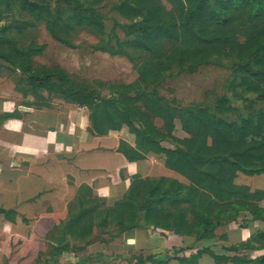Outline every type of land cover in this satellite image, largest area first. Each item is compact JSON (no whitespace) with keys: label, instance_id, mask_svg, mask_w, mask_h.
I'll return each instance as SVG.
<instances>
[{"label":"trees","instance_id":"16d2710c","mask_svg":"<svg viewBox=\"0 0 264 264\" xmlns=\"http://www.w3.org/2000/svg\"><path fill=\"white\" fill-rule=\"evenodd\" d=\"M7 1L15 4L16 0ZM102 1L58 0L54 11L33 4L28 16L8 25L5 31L24 34L42 23L53 38L69 47H73L70 38L74 32L84 29L97 34L101 37L97 44L100 49L133 60L142 57L137 64L138 80L126 84L125 90L115 87L112 96H101L89 90L88 85L74 81L59 65L36 67L31 59L34 44L22 46L9 33L0 35V46H6L5 51L0 50V57L11 61L12 71L15 67L23 71L20 80L26 82L27 78L30 86L26 96L37 97L45 90L63 95L68 103L87 107L89 129L94 134L128 127L137 146L120 147L129 160L143 159L150 152L163 155L165 165L187 182L168 176L138 175L124 197L113 205H107L103 198L82 186L76 199L69 203L66 217L46 235L53 249L50 256L76 252L95 241L111 242L115 234L123 236L139 227L172 231L186 242L193 240L181 249L195 248L199 240L216 238L218 228L224 224L238 221L243 210L250 212L254 220H264V207L259 204L264 192L250 191L248 186L235 182L239 171L264 172V113L241 123L230 122L200 105L194 108L174 106L168 101L162 104L156 90L149 88L161 81L168 69H193L218 58L229 59L236 71L248 75L237 76L236 85L264 91V87L254 88L247 81L251 75L264 76V0H226L222 4L219 0H166L171 7L165 0H117L114 8L128 20L124 38L114 29L107 30L104 14L95 7ZM2 12L0 8V15ZM258 22L263 23L261 29H256ZM154 116L164 120L167 132L158 127ZM176 118L181 119L188 133L183 139L172 134ZM164 141L174 147L163 146ZM214 166L216 170H211ZM106 229L111 233L110 239L104 237ZM257 232L250 242L257 238ZM54 239L57 244L52 242ZM45 253L40 250L38 263ZM205 254L217 264H264V256L230 257L208 248L175 259L179 264H205L201 261ZM87 259L81 258L79 263ZM143 259L142 255L135 257L137 264H145ZM170 260L173 257L168 256L154 264H167ZM44 264L59 261L46 260Z\"/></svg>","mask_w":264,"mask_h":264},{"label":"rangeland","instance_id":"374dc122","mask_svg":"<svg viewBox=\"0 0 264 264\" xmlns=\"http://www.w3.org/2000/svg\"><path fill=\"white\" fill-rule=\"evenodd\" d=\"M116 1L104 0L95 7L104 14L107 30L114 29L117 34L124 38L126 35L124 25L127 24L128 20L121 15L119 10L114 8L117 4ZM225 1L219 0V4ZM212 2L214 3L215 0H212ZM165 3L168 7H171L166 0ZM33 4L43 8L47 7L52 11L58 8V0H16L15 4L3 0L0 3V8L3 10L0 15V35L9 33L16 36L22 46L34 44L35 48L31 59L36 67L59 65L71 74L74 81L88 85L89 90H95L105 97L112 96L115 87L125 90L126 84L138 80L137 64L141 61V56L133 60L128 56L112 54L108 50H102L97 45L101 37L87 30L81 29L72 34L70 40L73 47H69L53 38L42 23L26 30L24 34L17 33L14 30L6 33L5 28L8 25L28 16V9L32 8ZM66 5L64 4V6ZM258 24L259 26H256V29H261L263 23L258 22ZM113 40H115V37H113ZM0 50L5 51L6 46H0ZM11 53L15 54L16 51L12 50ZM10 62L9 59L0 57V94L8 97L11 106L15 108L46 104L59 106L68 103L63 95H53L52 92L48 93L45 90H42L37 97L26 96L25 93L30 88L27 78L26 82L21 81L23 71L17 67L12 71L13 67ZM165 73L166 76L161 81L149 86L151 90H156L162 104L168 101L178 107L194 106L196 108L197 105H200L209 109L212 114L218 115L220 119L238 123L250 116L254 117L264 113V91H254L246 86L236 85L237 76L248 75L236 71V68L230 64L229 59L218 60V58H212L210 62L197 65L193 69L180 70L179 67H175L173 70L168 69ZM247 81L254 88L264 87L263 75H251L247 77ZM138 85L140 86V84ZM140 88L142 89V87ZM16 112H18L17 109ZM154 121L164 132L168 131L161 117L154 116ZM172 134L181 139L188 136L180 118L174 120ZM262 137H264V134ZM163 143L168 148L174 147L169 141ZM210 169L216 170L215 166L210 167ZM168 177L187 182L177 172H169ZM235 182L238 185L248 186L250 191L264 192V172L248 174L239 171L235 177ZM261 199L259 204L264 207V196ZM46 224L47 226H53L54 220L47 221ZM149 229L151 233L161 231L160 228L150 227ZM49 231L50 229L46 232V235H49ZM256 231H258L257 238L250 242V237ZM105 232L104 237L110 239L109 229H106ZM3 239L4 236L0 237V242L3 246L6 243L5 250L11 261L10 264H44L46 260H58L59 264H80L79 260L81 258H88L82 264H137L135 260L137 255H142V259H145L142 261L145 264H154L157 259L166 260L168 256L173 257V260H170L167 264H179L178 259L175 258L189 257L200 248H208L218 255L258 259L264 256V220H254L250 212L243 210L238 221H229V223L218 228L216 238H206L201 243L197 242L195 248L189 249H181L187 243L181 245V239H178L180 240L178 245H171L170 247H164L162 243L156 242L146 247L142 244L143 247H136L132 250L124 245L125 241L121 235L115 234L113 238L111 237V242H106L97 247L93 246L88 252L84 250L82 257L67 251L56 258L50 256L53 249L51 241L47 238V240L42 241L45 244H42L39 248V250H45L46 252L41 257V263L37 261L40 252L38 248L22 246V241L18 239L13 238L10 240L7 238V241ZM201 261L205 264H217L216 260L209 254H205Z\"/></svg>","mask_w":264,"mask_h":264},{"label":"crops","instance_id":"0c3cea01","mask_svg":"<svg viewBox=\"0 0 264 264\" xmlns=\"http://www.w3.org/2000/svg\"><path fill=\"white\" fill-rule=\"evenodd\" d=\"M8 100L0 94V237L5 241L18 239L22 246L40 251L46 232L56 230L82 186L113 205L124 197L134 177L175 172L165 165L163 155L153 152L129 160L120 146L137 144L126 126L106 134L92 133L87 107L65 103L15 108ZM53 220L54 225L47 226ZM159 230L151 233L149 228H136L122 236L124 245L133 250L156 242L170 247L178 245V239L181 245L192 243L172 231ZM52 242L57 244L55 239ZM103 244L95 241L69 252L82 257L84 250ZM5 247L0 242V264L11 262Z\"/></svg>","mask_w":264,"mask_h":264}]
</instances>
